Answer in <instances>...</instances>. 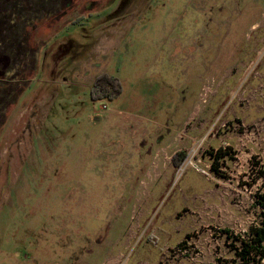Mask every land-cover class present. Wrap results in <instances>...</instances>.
Listing matches in <instances>:
<instances>
[{
	"label": "rangeland",
	"instance_id": "obj_1",
	"mask_svg": "<svg viewBox=\"0 0 264 264\" xmlns=\"http://www.w3.org/2000/svg\"><path fill=\"white\" fill-rule=\"evenodd\" d=\"M236 4L77 0L28 27L26 67L0 83V264H81L99 244L114 254L91 264H243L241 241L264 223V0ZM183 30L185 72L169 56ZM104 75L122 94L94 101ZM118 107L161 108L168 146L151 170L142 152L140 168L96 171L116 123L134 124L111 118Z\"/></svg>",
	"mask_w": 264,
	"mask_h": 264
},
{
	"label": "crops",
	"instance_id": "obj_2",
	"mask_svg": "<svg viewBox=\"0 0 264 264\" xmlns=\"http://www.w3.org/2000/svg\"><path fill=\"white\" fill-rule=\"evenodd\" d=\"M196 21L197 23L202 22L201 19L199 21ZM183 33L185 34L184 36L186 39L184 45L182 46V39L180 42V37H177L176 43H173L172 46H170L171 52L169 56L171 60H180V64L183 67V71L185 72L187 63H194L193 57L196 51L193 48L189 47V43H186L187 41H189V39L187 40L186 37L187 32L183 30ZM199 55H197L196 57H198ZM160 112L161 108H158L157 112L152 111L151 113L149 111L139 112V115H135L134 113L124 115L122 109L118 107V109L116 110V114L112 113L114 115H112L111 118H114V120L123 118L124 120H126L127 124L129 123L128 120L130 122H133L134 124L131 126L121 127V125H119L120 123H116L115 129H121L118 134L122 137L116 138L113 141L109 142L104 140L100 143L101 147L98 149V151L96 150L94 152L95 160L98 159L97 161H94L96 171L101 167H107L109 165L112 168H119L121 166L126 167V163L128 161H135L137 165L136 168H140L142 156H140L139 154H141L142 152H145L144 154L152 157V160L148 162L149 170L153 168V161L160 162V153L164 149L163 146H168L165 145V143L163 145L161 144L160 138H162V131L160 128V124L156 125L154 123L155 118H158L160 116ZM155 132H157L158 134L155 135ZM152 136H155V138L157 137V141H154L151 138ZM96 144L98 145L99 143L96 142ZM175 155L176 154L174 153L171 157H169V159L171 160ZM173 168L175 169V167ZM122 177L123 175L120 174L119 176L108 179L116 180L117 178L122 179ZM101 178H105V176ZM111 253L110 255L114 254V252L112 254ZM22 264H24V262Z\"/></svg>",
	"mask_w": 264,
	"mask_h": 264
},
{
	"label": "flooded vegetation",
	"instance_id": "obj_3",
	"mask_svg": "<svg viewBox=\"0 0 264 264\" xmlns=\"http://www.w3.org/2000/svg\"><path fill=\"white\" fill-rule=\"evenodd\" d=\"M77 0H0V28L8 29V33H3L5 40L9 38V45L1 42L0 34V72L9 73L11 70L16 71L17 68H25L24 58L26 56L29 39L28 27L36 25L37 22L49 21L55 16L58 20L64 18L66 14L74 12ZM27 17L23 16V14ZM65 14V13H64ZM35 26H33L34 30ZM24 30L20 34L18 31ZM20 51V52H19ZM20 60L17 62V54ZM9 69V70H8ZM13 79H0L1 84L10 85Z\"/></svg>",
	"mask_w": 264,
	"mask_h": 264
},
{
	"label": "trees",
	"instance_id": "obj_4",
	"mask_svg": "<svg viewBox=\"0 0 264 264\" xmlns=\"http://www.w3.org/2000/svg\"><path fill=\"white\" fill-rule=\"evenodd\" d=\"M239 1L240 0H237V4L235 5V10L238 7H240V5L238 4ZM229 7L231 8L229 9ZM232 7L234 6L228 5V10L232 11L233 10ZM218 11H219V16H221L222 12H220V9ZM229 13H232V12H229ZM23 16L27 17L26 13L23 14ZM0 18L3 19L2 17ZM8 32H9L8 29L4 30L2 27L0 28L1 42L2 43L6 42L9 45L10 43L9 38L5 40V37L3 35V33H8ZM18 33L22 34L24 33V30L18 31ZM4 77H5V72L1 71L0 79H4ZM121 94H122V84L120 80L114 77L106 76V75L102 76L100 79L97 80L92 90V96H93L94 101L114 100V99L119 98ZM172 161H173V165L175 169H177L183 163L184 157L176 154L172 158ZM258 205H260L262 209L264 210V190L258 196ZM80 229L81 230L79 232L83 233L82 231L83 228L80 227ZM77 238H81V237L78 236ZM241 245L242 246L239 249L237 254L241 258V260L244 261L243 264H251V263L261 264V260L264 259V223L258 225L257 227L252 228L248 234V239L242 240ZM82 248L84 250V246ZM75 249L80 250L81 248L79 246V248H75ZM96 251L100 252V255H103L105 260L109 257L111 253L110 248L106 249L102 247V244L95 245L94 250L90 249V250L83 251V253L85 254V257H84L85 259L81 261V264H91L90 255L91 254L93 255V253ZM256 258H258L257 262H256ZM76 264H78V262Z\"/></svg>",
	"mask_w": 264,
	"mask_h": 264
},
{
	"label": "built area",
	"instance_id": "obj_5",
	"mask_svg": "<svg viewBox=\"0 0 264 264\" xmlns=\"http://www.w3.org/2000/svg\"><path fill=\"white\" fill-rule=\"evenodd\" d=\"M106 107L104 106L103 109H105ZM251 264H255V263H251ZM261 264H264V259L261 260Z\"/></svg>",
	"mask_w": 264,
	"mask_h": 264
}]
</instances>
